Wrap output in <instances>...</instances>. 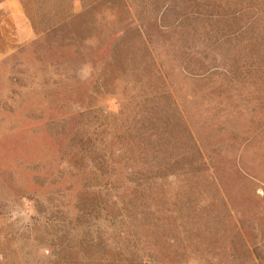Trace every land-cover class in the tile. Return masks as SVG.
<instances>
[{
  "label": "rangeland",
  "instance_id": "obj_1",
  "mask_svg": "<svg viewBox=\"0 0 264 264\" xmlns=\"http://www.w3.org/2000/svg\"><path fill=\"white\" fill-rule=\"evenodd\" d=\"M70 1L60 28L0 59V264H63L60 233L98 232L49 211L84 216L103 196L83 156L96 127L154 162L197 142L186 190L208 213L225 204L264 258V0H77L67 20ZM161 167L156 209L179 218L187 194Z\"/></svg>",
  "mask_w": 264,
  "mask_h": 264
},
{
  "label": "trees",
  "instance_id": "obj_2",
  "mask_svg": "<svg viewBox=\"0 0 264 264\" xmlns=\"http://www.w3.org/2000/svg\"><path fill=\"white\" fill-rule=\"evenodd\" d=\"M212 71L191 75L204 78ZM101 128L96 127L87 136L90 151L83 156L89 157L91 177L102 180L91 188L102 190L103 196L98 193L90 214L79 213L75 218H71L73 210L50 206L49 211L62 227L84 220V226L98 231L91 233L90 239L80 241L70 234L74 229L63 230L55 245L57 255L64 258L63 264H264V258L254 252L241 225L231 220L225 204L219 207L218 215L208 213L202 210L203 202L200 200L199 205L194 194L186 190V166L191 165L190 171L195 175L204 163L197 142L192 143L194 147L188 148L182 160L154 162L129 155L122 143L111 146L110 134ZM189 155H198V160L189 159ZM159 165L161 170L169 167L167 179L175 177L181 185L177 189L187 194L181 211L185 214L179 218H174L172 211L168 217L165 207L162 211L156 209L154 183L161 178L155 176ZM212 184L216 186V180ZM194 200L197 206L192 210ZM223 218L226 223H220ZM169 231L172 237L167 235Z\"/></svg>",
  "mask_w": 264,
  "mask_h": 264
},
{
  "label": "crops",
  "instance_id": "obj_3",
  "mask_svg": "<svg viewBox=\"0 0 264 264\" xmlns=\"http://www.w3.org/2000/svg\"><path fill=\"white\" fill-rule=\"evenodd\" d=\"M63 0H0V59L16 46L32 41L62 25ZM77 0L70 1L67 20L77 15Z\"/></svg>",
  "mask_w": 264,
  "mask_h": 264
}]
</instances>
